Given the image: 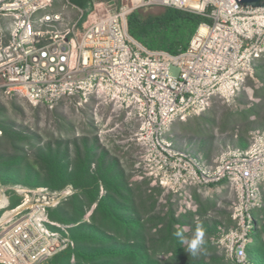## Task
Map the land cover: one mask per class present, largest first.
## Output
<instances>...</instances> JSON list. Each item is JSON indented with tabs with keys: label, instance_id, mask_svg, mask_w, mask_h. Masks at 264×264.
<instances>
[{
	"label": "built area",
	"instance_id": "1",
	"mask_svg": "<svg viewBox=\"0 0 264 264\" xmlns=\"http://www.w3.org/2000/svg\"><path fill=\"white\" fill-rule=\"evenodd\" d=\"M52 5V0H0V17L11 23L8 40L0 42V92L46 107L94 97L134 113L142 121L138 140L145 162L158 184L172 191L231 185L238 198L235 226L218 241L232 264H254L247 246L254 211L263 205L264 135L249 150L229 151L208 166L164 134L173 122L204 112L213 98L238 93L264 54V7L237 0H104L94 3L82 28L76 23L60 31L55 27L63 16L47 11ZM157 5L211 22H202L178 54L150 50L129 33L128 16ZM72 192L0 182V264H40L74 248L72 225L49 216Z\"/></svg>",
	"mask_w": 264,
	"mask_h": 264
},
{
	"label": "rangeland",
	"instance_id": "2",
	"mask_svg": "<svg viewBox=\"0 0 264 264\" xmlns=\"http://www.w3.org/2000/svg\"><path fill=\"white\" fill-rule=\"evenodd\" d=\"M52 4L47 11L63 16L56 24L57 30L64 31L76 23L82 28L87 21L80 19L81 11L68 0H52ZM145 8L146 12L158 14L165 6ZM10 25L8 18L0 17L1 43L8 40ZM263 68L264 56L256 61L252 75L237 95L230 99L213 98L204 112L173 122L164 137L208 166H216L229 151L249 150L255 139L264 135ZM141 129L142 121L134 113L94 97L83 102L63 99L54 107H46L34 105L18 93L0 92V182L5 187H71L73 192L58 206L57 216L63 219L62 223L72 225L74 233L92 237L101 231L111 238L115 234L98 228L99 222L92 219L102 198L114 196L121 207L128 209L130 217L146 221L147 227L171 209L191 212L192 231L196 224L205 230V259L227 263L218 239L234 226L232 214L238 201L235 191L228 183L201 190L185 186L172 191L161 186L145 162L138 140ZM7 133L13 135L10 140ZM57 159L61 163L59 173ZM62 181L64 185L58 187ZM262 192L264 196V184ZM76 197L83 202V223L75 222V206L79 204ZM92 197L97 198L96 202L91 201ZM208 199H213L215 206L202 208ZM100 213L101 210L98 217ZM99 242L89 239L74 248L69 259L61 254L40 264H91L81 251L106 249ZM113 245L121 246L123 242L114 241Z\"/></svg>",
	"mask_w": 264,
	"mask_h": 264
},
{
	"label": "trees",
	"instance_id": "3",
	"mask_svg": "<svg viewBox=\"0 0 264 264\" xmlns=\"http://www.w3.org/2000/svg\"><path fill=\"white\" fill-rule=\"evenodd\" d=\"M68 1L82 9L83 17L86 18L93 10L94 3L104 0ZM147 9L141 8L130 13L128 29L135 39L150 50H165L171 54H178L188 47L191 38L202 22H211L209 17L175 7L167 6L158 14L144 11ZM262 56L255 60L254 66ZM17 135L19 140H23L24 137ZM12 136V134L7 133L8 140ZM56 163L59 173L60 160L57 159ZM85 174L88 176L89 172L87 171ZM63 185L64 181L58 187ZM18 199V197H14L13 204H16ZM96 200V197L91 199L92 202H96ZM75 202H79L75 206V222L83 223L86 221L84 220L83 202L78 197L75 198ZM208 206H215V201L208 199L201 204L202 208ZM57 209L58 207L50 209L49 216L53 220L62 222L63 219L57 216ZM99 210L101 213L98 217L97 212ZM127 212H129L128 209L121 207V203L114 196L102 198L97 204L92 219L99 222L98 228H104V231L110 230L116 235L114 234V237L111 238L101 231L92 237L87 233L76 234L73 231L74 227H71L70 233L75 242L74 248H79L82 243L89 239L100 240V245L107 246L106 249H95L89 253L84 250L81 251L83 255L88 257L87 259L91 264H232L227 258V263L219 259L207 260L204 254L193 258L184 250V246L180 244L179 239L173 233L181 230L185 236L191 235L193 226V218H189L191 212L177 213L171 209L163 217H160L152 227H147L146 221L138 217H130ZM254 216L256 224L247 246L248 257L254 264H264V196L263 205L254 211ZM232 222L235 226L233 218ZM114 241H121L123 245H113ZM74 248H69L53 256V258L65 254L69 259L75 250Z\"/></svg>",
	"mask_w": 264,
	"mask_h": 264
},
{
	"label": "clouds",
	"instance_id": "4",
	"mask_svg": "<svg viewBox=\"0 0 264 264\" xmlns=\"http://www.w3.org/2000/svg\"><path fill=\"white\" fill-rule=\"evenodd\" d=\"M173 235L179 239L180 244L191 257L196 258L204 251L205 230L201 224H196L190 236H185L181 230L175 231Z\"/></svg>",
	"mask_w": 264,
	"mask_h": 264
},
{
	"label": "water",
	"instance_id": "5",
	"mask_svg": "<svg viewBox=\"0 0 264 264\" xmlns=\"http://www.w3.org/2000/svg\"><path fill=\"white\" fill-rule=\"evenodd\" d=\"M243 6L264 7V0H237Z\"/></svg>",
	"mask_w": 264,
	"mask_h": 264
},
{
	"label": "crops",
	"instance_id": "6",
	"mask_svg": "<svg viewBox=\"0 0 264 264\" xmlns=\"http://www.w3.org/2000/svg\"><path fill=\"white\" fill-rule=\"evenodd\" d=\"M68 3H69V1H68ZM70 4V3H69ZM72 6H75V5H73V4H71Z\"/></svg>",
	"mask_w": 264,
	"mask_h": 264
}]
</instances>
